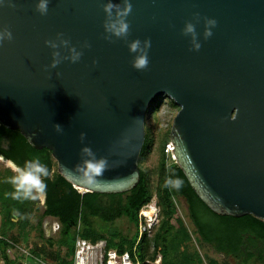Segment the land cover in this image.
I'll return each mask as SVG.
<instances>
[{
	"label": "water",
	"instance_id": "water-1",
	"mask_svg": "<svg viewBox=\"0 0 264 264\" xmlns=\"http://www.w3.org/2000/svg\"><path fill=\"white\" fill-rule=\"evenodd\" d=\"M37 3L0 0L12 34L0 42L1 126L49 150L81 193L124 194L140 181L148 107L166 97L178 107L174 160L197 197L217 215L264 221V0H49L46 14ZM127 4L116 37L107 24ZM90 160L102 173L79 169Z\"/></svg>",
	"mask_w": 264,
	"mask_h": 264
},
{
	"label": "trees",
	"instance_id": "trees-1",
	"mask_svg": "<svg viewBox=\"0 0 264 264\" xmlns=\"http://www.w3.org/2000/svg\"><path fill=\"white\" fill-rule=\"evenodd\" d=\"M166 98V97H165ZM161 98L155 99L145 116V139L138 158L140 181L134 189L124 194L81 193L58 172L57 164L47 149L36 150L30 146L19 131H11L0 125V140H7L5 148L0 147V157L15 167L24 168L28 160H39L49 175L42 178L46 188L41 219L52 218L60 225L59 248H65V256L48 250L53 241L47 240L44 247H31L29 254L38 260L51 258L57 264H72L74 244L77 238L97 243L106 242L107 250L118 254L130 253L139 264H154L158 257L160 264H204L200 254L192 248L196 241L212 247L216 253L230 257L240 264H264V221L251 215L233 218L213 213L197 197L175 161L164 152L169 143V133L160 138L155 166L150 168L147 161L153 154L157 141L155 126L151 125L155 113L160 111ZM168 107L178 112V107L168 99ZM153 111L151 116L149 112ZM14 174L9 170L0 172V258L3 264H18L9 258L10 243L18 244V238L11 231L27 228L37 231L43 239L40 220L31 222L36 210V200L15 199V186L10 179ZM156 199L160 209L159 222L150 237L143 234L138 241V214L141 208ZM177 201L186 207V219L192 229L179 216ZM117 220H126L133 233L124 235L109 225ZM136 245L135 252L133 249ZM208 264H217L209 260Z\"/></svg>",
	"mask_w": 264,
	"mask_h": 264
},
{
	"label": "rangeland",
	"instance_id": "rangeland-1",
	"mask_svg": "<svg viewBox=\"0 0 264 264\" xmlns=\"http://www.w3.org/2000/svg\"><path fill=\"white\" fill-rule=\"evenodd\" d=\"M161 107L160 111L155 113L153 117V121L151 125L155 126L156 130V145L153 150V154L150 156V158L147 161V165L150 168H153L155 166L156 158H157V149L160 146V138L163 134L167 133V131L172 126L173 119L177 112H173L168 107V100L167 98L161 97ZM5 170H9L11 173L16 175L15 167L7 162H4L0 158V172H3ZM34 198L36 200V210L33 212L31 217L32 224L35 225L36 222L40 220L41 227L43 231V239H41L38 236L37 231L32 230L30 228H27L25 231H21L20 229H14L11 231V236L18 238V245L25 249L26 252L29 253L31 247H44L47 244V240L53 241V248L48 250L52 253L58 252L60 256H65V248H59L56 244L59 239V232H60V225L55 219L52 218H44L41 219L40 216L42 215V212L44 210L43 203H44V195L37 190H34L33 193ZM177 207L179 211V216L186 222L188 227H190L187 219H186V207L183 201H177ZM111 229L118 230L122 232L124 235H130L133 233V228L128 224L126 220H117L109 225ZM190 229H192L190 227ZM192 248L195 249L201 256V258L204 261V264H208L209 260H212L216 262L217 264H240L239 262L235 261L234 259L230 257H226L224 255L218 254L215 252V250L212 247H209L207 245H204L200 243L199 241H196V236L193 237L192 241ZM30 255V254H28ZM24 260L29 261V264H40L37 261L30 257L24 256ZM44 262H47L49 264H57L55 260L48 258H42ZM72 258H68V261H70ZM257 264V263H256Z\"/></svg>",
	"mask_w": 264,
	"mask_h": 264
},
{
	"label": "clouds",
	"instance_id": "clouds-1",
	"mask_svg": "<svg viewBox=\"0 0 264 264\" xmlns=\"http://www.w3.org/2000/svg\"><path fill=\"white\" fill-rule=\"evenodd\" d=\"M48 3L49 0H38L36 5V11L40 14H46L48 11ZM114 5L109 3L105 6L104 11L112 16ZM131 12V4H127L123 10H118L116 13V17L111 20L110 23L107 24V30L115 35L116 37H120L126 35L128 33L129 25L126 22L125 17ZM210 23L214 24L215 21H210ZM188 32L193 31L192 26H188ZM208 36H211L212 33L209 31L207 33ZM12 34L8 29L0 30V42L4 40H11ZM139 41L133 42L131 45V50L136 52L139 48ZM151 46L150 41L145 42V48H149ZM199 46L197 45V48ZM72 62L75 63L79 60V54L72 56ZM149 64V58L146 51L142 52V54L137 55L134 60L133 69L136 71H143L147 68ZM55 67V64H53ZM57 129L59 126H56ZM85 151H88L87 149ZM85 166L87 170L95 172L97 174L102 173L105 164L104 161H95L90 160L84 166L79 167L81 171H84V174L87 175V171H85ZM16 175L11 177L10 182L15 186L14 198H29L34 190L43 191L46 188V185L43 182L44 177L49 175L47 168L43 165L39 160H28L25 162V167L15 168Z\"/></svg>",
	"mask_w": 264,
	"mask_h": 264
},
{
	"label": "built area",
	"instance_id": "built-area-1",
	"mask_svg": "<svg viewBox=\"0 0 264 264\" xmlns=\"http://www.w3.org/2000/svg\"><path fill=\"white\" fill-rule=\"evenodd\" d=\"M173 149V144L169 142L165 145L164 152L169 159L175 161ZM159 213L160 209L155 198L141 208L138 214V241L143 234H146L148 237H150L153 228L159 222ZM10 245L11 248L7 250L8 256H11L13 253H17L21 256L30 257V255H28L29 253L18 244L10 243ZM135 249L136 245L133 249V252H135ZM31 258L40 264H49L47 262L35 259L32 256ZM71 260L72 264H139V262L132 259L131 254L128 252L118 254L115 250H107L105 241H99L93 244L81 238H77L75 241L74 253ZM160 262L161 258L158 257L154 264H160Z\"/></svg>",
	"mask_w": 264,
	"mask_h": 264
},
{
	"label": "crops",
	"instance_id": "crops-1",
	"mask_svg": "<svg viewBox=\"0 0 264 264\" xmlns=\"http://www.w3.org/2000/svg\"><path fill=\"white\" fill-rule=\"evenodd\" d=\"M9 258L14 259L13 261H17L18 264H29L30 262L27 260H24V256H21L17 253H13L11 254V256H9ZM0 264H3V260L0 258Z\"/></svg>",
	"mask_w": 264,
	"mask_h": 264
},
{
	"label": "flooded vegetation",
	"instance_id": "flooded-vegetation-1",
	"mask_svg": "<svg viewBox=\"0 0 264 264\" xmlns=\"http://www.w3.org/2000/svg\"><path fill=\"white\" fill-rule=\"evenodd\" d=\"M7 143H8V142H7V140H5V139L2 140V141L0 140V147H1V148H5L6 145H7ZM0 158H1V157H0ZM1 159H2V158H1ZM2 160H3V159H2ZM3 161H4V162H8V161H5V160H3Z\"/></svg>",
	"mask_w": 264,
	"mask_h": 264
}]
</instances>
